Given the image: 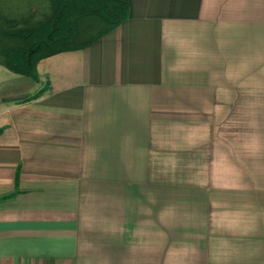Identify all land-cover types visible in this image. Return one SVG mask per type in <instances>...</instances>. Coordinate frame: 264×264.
<instances>
[{
    "label": "crops",
    "instance_id": "obj_1",
    "mask_svg": "<svg viewBox=\"0 0 264 264\" xmlns=\"http://www.w3.org/2000/svg\"><path fill=\"white\" fill-rule=\"evenodd\" d=\"M129 4L0 64V264H264V0Z\"/></svg>",
    "mask_w": 264,
    "mask_h": 264
},
{
    "label": "trees",
    "instance_id": "obj_2",
    "mask_svg": "<svg viewBox=\"0 0 264 264\" xmlns=\"http://www.w3.org/2000/svg\"><path fill=\"white\" fill-rule=\"evenodd\" d=\"M19 1L13 8L0 0V64L35 81L39 61L86 48L130 16L129 0ZM98 24L100 32L85 40Z\"/></svg>",
    "mask_w": 264,
    "mask_h": 264
},
{
    "label": "rangeland",
    "instance_id": "obj_3",
    "mask_svg": "<svg viewBox=\"0 0 264 264\" xmlns=\"http://www.w3.org/2000/svg\"><path fill=\"white\" fill-rule=\"evenodd\" d=\"M100 26H101L100 24H98L94 28H92V26H91L89 32L86 34L84 39L85 40H89L92 37H94L95 35H97L100 32V30H101ZM263 90H264V87H260V91H261L260 93H264Z\"/></svg>",
    "mask_w": 264,
    "mask_h": 264
}]
</instances>
